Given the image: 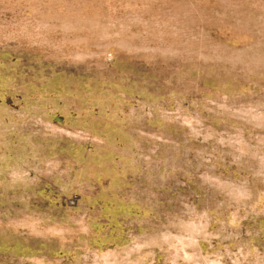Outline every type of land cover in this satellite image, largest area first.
<instances>
[{"label": "rangeland", "instance_id": "374dc122", "mask_svg": "<svg viewBox=\"0 0 264 264\" xmlns=\"http://www.w3.org/2000/svg\"><path fill=\"white\" fill-rule=\"evenodd\" d=\"M0 264H264V0H0Z\"/></svg>", "mask_w": 264, "mask_h": 264}]
</instances>
